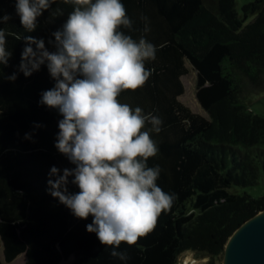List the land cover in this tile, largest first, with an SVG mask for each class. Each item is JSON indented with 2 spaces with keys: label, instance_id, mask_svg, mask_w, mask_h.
Instances as JSON below:
<instances>
[{
  "label": "trees",
  "instance_id": "1",
  "mask_svg": "<svg viewBox=\"0 0 264 264\" xmlns=\"http://www.w3.org/2000/svg\"><path fill=\"white\" fill-rule=\"evenodd\" d=\"M138 39L157 47L156 59L146 61L152 74L134 92L125 91L121 103L153 112L163 123L151 133L158 153L149 167L162 169L157 180L175 194L154 229L133 246L121 244L127 261L110 255L85 220L48 194L50 169L74 166L55 148L58 110L39 104L41 93L54 87L46 65L29 77L18 71L24 37L54 40L52 33L73 10L71 0H55L26 32L16 13V0H0V23L12 53L0 66V254L4 262L23 254L19 264H174L191 250L206 257L205 264H221L223 245L245 219L264 208V193L250 196L242 187L264 182V115L245 105L240 92L263 90L264 0H250L236 10L235 0H121ZM59 8L63 15H52ZM142 17H147L144 21ZM250 18L248 21H246ZM150 28L143 32L145 24ZM20 36L21 39L16 37ZM34 47V46H33ZM186 60L195 72L194 95L206 116L181 103L179 77ZM16 73L15 81L7 77ZM39 125L40 127H37ZM150 125H146V129ZM145 129V130H146ZM30 134L31 139H25ZM72 179L71 177L69 178ZM70 193L79 189L69 183ZM0 264H3L0 261Z\"/></svg>",
  "mask_w": 264,
  "mask_h": 264
},
{
  "label": "clouds",
  "instance_id": "2",
  "mask_svg": "<svg viewBox=\"0 0 264 264\" xmlns=\"http://www.w3.org/2000/svg\"><path fill=\"white\" fill-rule=\"evenodd\" d=\"M53 3L16 0V13L26 32L37 28V19ZM71 3L74 7L66 22L48 42L54 51L45 47L43 39L23 38L26 46L18 71L29 77L46 65L55 81L53 88L41 93L39 104L63 117L54 146L74 167L50 169L48 194L76 218L91 216L86 231L110 247L112 257L127 261V253L117 250L120 245L133 246L150 233L176 198L158 186L160 166L147 164L159 151L151 133L161 132L162 119L118 99L122 92H134L147 82L152 70L145 62L156 59L157 47L145 35L133 39L120 30H133L121 0ZM52 15L63 11L57 8ZM9 19L4 15L0 23ZM149 31L146 23L143 32ZM7 35L0 29V66H7L12 55ZM16 78V73L7 77L10 82ZM69 183L79 191L70 193Z\"/></svg>",
  "mask_w": 264,
  "mask_h": 264
},
{
  "label": "rangeland",
  "instance_id": "3",
  "mask_svg": "<svg viewBox=\"0 0 264 264\" xmlns=\"http://www.w3.org/2000/svg\"><path fill=\"white\" fill-rule=\"evenodd\" d=\"M247 1L250 0H235L236 10L239 11L240 5ZM249 19L250 18H248L246 21H248ZM184 66L186 67V72L179 77L182 84V93L177 96V99L184 105L188 106L191 111L206 116V112L201 108L194 95L195 72L186 60H184ZM262 94H264V82L263 90L240 92L239 100L243 104L249 105L251 104V102H253V100L262 96ZM252 108L254 111H257L258 113L264 115V99L254 102L252 104ZM239 190H243L250 196L255 197L264 193V182L259 178L257 180V183L242 187ZM23 259L24 255L19 254L12 261L4 262L0 254V261L3 264H19L23 261ZM69 259L70 257L67 259H61L58 264H66ZM205 262L206 257H201L198 253L191 250H184L176 256L174 264H205Z\"/></svg>",
  "mask_w": 264,
  "mask_h": 264
},
{
  "label": "water",
  "instance_id": "4",
  "mask_svg": "<svg viewBox=\"0 0 264 264\" xmlns=\"http://www.w3.org/2000/svg\"><path fill=\"white\" fill-rule=\"evenodd\" d=\"M221 264H264V208L231 232L223 245Z\"/></svg>",
  "mask_w": 264,
  "mask_h": 264
}]
</instances>
